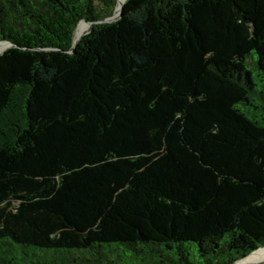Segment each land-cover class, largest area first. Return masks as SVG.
Returning <instances> with one entry per match:
<instances>
[{
	"label": "trees",
	"instance_id": "1",
	"mask_svg": "<svg viewBox=\"0 0 264 264\" xmlns=\"http://www.w3.org/2000/svg\"><path fill=\"white\" fill-rule=\"evenodd\" d=\"M115 6L0 0V264L262 250L264 0Z\"/></svg>",
	"mask_w": 264,
	"mask_h": 264
},
{
	"label": "bare ground",
	"instance_id": "2",
	"mask_svg": "<svg viewBox=\"0 0 264 264\" xmlns=\"http://www.w3.org/2000/svg\"><path fill=\"white\" fill-rule=\"evenodd\" d=\"M123 2L124 0H117V9ZM117 12L118 10L116 11V14ZM76 28H77L76 38L83 35L85 32L89 31V25L83 21H80ZM6 46H7L6 43L4 42L0 43V52L4 50ZM261 262H264V249L259 252H255L253 254H249L245 258L237 261L235 264H260Z\"/></svg>",
	"mask_w": 264,
	"mask_h": 264
},
{
	"label": "water",
	"instance_id": "3",
	"mask_svg": "<svg viewBox=\"0 0 264 264\" xmlns=\"http://www.w3.org/2000/svg\"><path fill=\"white\" fill-rule=\"evenodd\" d=\"M125 1H126V0H124V2L121 3V5L119 6V8L117 9V0H116V6H115V8H114L112 14H111L110 16L106 17V18H103V19H101V20H99V21H96V22H88V21H85V20H82V21L85 22V23H87V24L89 25V31L91 30V28H92V26H93L94 24L114 22V21H116V20H118V19L120 18V16H121V12H122V9H123V5H124ZM117 10H118V12H117V14H116V11H117ZM115 14H116V15H115ZM89 31H88V32H89ZM88 32H86V33H84L83 35H81V36L75 38L74 41H73L72 47L70 48V50H69L68 52H73L74 49H75V47L78 45L79 40L81 39V37L84 36L85 34H87ZM4 43H6L7 46L5 47L4 50H2V51L0 52V54H2L5 50H7L9 47L12 46L11 44H9V43H7V42H4ZM260 248H261V247H260ZM258 249H259V248H258ZM255 251H256V250H255ZM252 253H253V252H252ZM247 256H248V255H247ZM244 258H245V257H244ZM242 259H243V258H242ZM239 260H241V259H239ZM239 260H237V261H239ZM237 261H236V262H237ZM236 262H234L233 264H235Z\"/></svg>",
	"mask_w": 264,
	"mask_h": 264
},
{
	"label": "rangeland",
	"instance_id": "4",
	"mask_svg": "<svg viewBox=\"0 0 264 264\" xmlns=\"http://www.w3.org/2000/svg\"><path fill=\"white\" fill-rule=\"evenodd\" d=\"M76 30H77V28H76ZM86 33V32H85ZM76 35H77V31H76ZM74 39H75V35H74ZM255 80H256V89H257V91H259V92H261L262 90H263V84H262V82L259 80V78H257V77H255ZM263 249H264V247H262ZM262 248H260V249H262ZM259 249V250H260ZM262 249V250H263ZM261 251V250H260ZM259 252V251H258ZM260 264H264V262H261Z\"/></svg>",
	"mask_w": 264,
	"mask_h": 264
}]
</instances>
